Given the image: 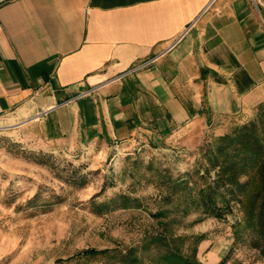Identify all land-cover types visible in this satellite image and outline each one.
Returning a JSON list of instances; mask_svg holds the SVG:
<instances>
[{
  "label": "crops",
  "instance_id": "crops-1",
  "mask_svg": "<svg viewBox=\"0 0 264 264\" xmlns=\"http://www.w3.org/2000/svg\"><path fill=\"white\" fill-rule=\"evenodd\" d=\"M262 102L264 32L249 0L0 4V124L31 125L51 146L193 147Z\"/></svg>",
  "mask_w": 264,
  "mask_h": 264
},
{
  "label": "rangeland",
  "instance_id": "rangeland-1",
  "mask_svg": "<svg viewBox=\"0 0 264 264\" xmlns=\"http://www.w3.org/2000/svg\"><path fill=\"white\" fill-rule=\"evenodd\" d=\"M235 123H228L226 131ZM33 126L0 129V264H83L66 260L88 248L125 247L136 242L155 209L158 190L152 168L168 167L176 175L192 169L206 140L183 146L161 140L107 145L101 141L51 146L36 137ZM118 193L141 198L134 209L94 213L90 200ZM198 217L191 213L190 222ZM205 217L182 233H203L197 256L207 263L264 264V257L234 243L231 222ZM84 264H100L91 259Z\"/></svg>",
  "mask_w": 264,
  "mask_h": 264
},
{
  "label": "trees",
  "instance_id": "trees-1",
  "mask_svg": "<svg viewBox=\"0 0 264 264\" xmlns=\"http://www.w3.org/2000/svg\"><path fill=\"white\" fill-rule=\"evenodd\" d=\"M149 145L159 143L149 140ZM192 169L174 175L168 167L148 166L158 197L139 239L125 247L83 248L66 260L100 264H224L207 263L197 256L203 233H182L205 217L231 222L234 243H242L264 257V102L248 118L235 122L223 134L210 137ZM94 213L134 209L141 198L118 193L104 201L90 200ZM191 213L198 217L190 222Z\"/></svg>",
  "mask_w": 264,
  "mask_h": 264
},
{
  "label": "built area",
  "instance_id": "built-area-1",
  "mask_svg": "<svg viewBox=\"0 0 264 264\" xmlns=\"http://www.w3.org/2000/svg\"><path fill=\"white\" fill-rule=\"evenodd\" d=\"M10 0H0V4L7 2ZM250 3L253 5L255 11L258 14L259 23L262 31L264 32V11L261 9L262 1L261 0H249ZM5 128L3 125L0 124V129Z\"/></svg>",
  "mask_w": 264,
  "mask_h": 264
}]
</instances>
